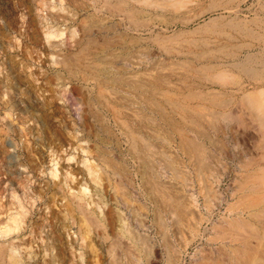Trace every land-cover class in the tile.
<instances>
[{"label":"rangeland","instance_id":"1","mask_svg":"<svg viewBox=\"0 0 264 264\" xmlns=\"http://www.w3.org/2000/svg\"><path fill=\"white\" fill-rule=\"evenodd\" d=\"M102 1L0 0V264H112V256L124 261L123 246L130 244L127 237H122L123 246L112 251L109 248L112 229L107 218L117 210L128 229L141 233L144 239L138 251V264H164L163 237L154 223L152 202L142 184L137 149L130 146L126 134L111 120L106 106L98 112L105 119L103 124L113 131L111 135L93 136L79 122L87 110L83 99L86 93L94 92V81L84 80L82 74L69 75L66 59L85 53L82 62L95 60L92 57L99 55V46H106L102 43L106 32V39L112 38L110 43L115 42L117 47L112 50L114 54H122L123 49L132 53L134 63L127 69L129 75L160 76L167 81L166 99L177 98L185 109L206 112L207 119L213 110L237 114L242 93L264 88V0H126L125 6L134 12L132 20H126L117 9L111 8L109 12ZM92 39L96 48L88 50L87 42ZM239 62L256 67L261 76L248 75L241 70L242 66L234 65ZM205 64L208 69H203ZM216 69L218 74L224 71L231 79L222 83L209 77L217 74ZM190 90L203 99L196 95L188 97ZM208 100L222 101L211 104ZM165 102L162 107L166 115L174 116L172 124H182L179 115L172 112L175 106ZM108 106L119 107L124 114L140 111L150 118L158 117L142 111L135 103L124 108L117 103ZM178 110L182 116L197 119L193 110ZM85 118L87 125L95 124L91 117ZM233 121H220L228 128L225 133H213L207 127L208 121L202 117L199 120L202 128L216 136V141L198 138L209 150L215 145L212 154L216 150L209 161V175L205 170L200 172L202 181L196 179L194 155L181 151L177 145L180 139L177 140L171 126L163 123L166 138L157 145L162 150L160 155L165 160L170 157L172 165L187 177L183 185L181 179L173 177L171 169H162V182L183 193L185 200L191 201L189 207L193 206L194 213L205 212L202 205L206 199L201 193L206 184L227 196L228 189L238 180L232 179L243 174L240 165L249 159L248 166L257 164L261 153L256 146L257 134L251 128L243 132ZM188 130L192 137L194 131ZM144 131L147 135L150 129ZM146 140L155 143L152 138ZM99 146L106 153L103 155L115 162L114 166L102 160ZM236 163L242 164L237 167ZM120 165L126 177L115 173ZM133 210L144 219L143 227L136 223ZM90 217L97 225H88ZM164 221L168 231L164 239L179 255L176 264H188L196 248L204 251L200 240L185 246L188 231L176 234L175 227L169 224L170 218L164 215ZM119 227L116 221L115 228Z\"/></svg>","mask_w":264,"mask_h":264},{"label":"bare ground","instance_id":"2","mask_svg":"<svg viewBox=\"0 0 264 264\" xmlns=\"http://www.w3.org/2000/svg\"><path fill=\"white\" fill-rule=\"evenodd\" d=\"M103 1L106 3L105 5L109 12L112 11L111 8H114L119 11H122V13L127 18L126 20H130L131 18L133 19L134 12L131 8H127L125 6L126 0H103ZM134 1H139V0H134ZM112 2H114V4ZM140 2H142V0ZM169 5L172 6L173 3L172 4L170 3ZM120 6H123V9H121ZM129 23L131 22L129 21ZM102 27L104 29H111L113 26L112 27L102 26ZM107 33L108 32H106V36L108 37ZM107 37H105L103 39L104 42H102L106 46H102V45L99 46L98 48L99 55L97 53L98 55L97 57L95 58L92 57V59H95V60L90 61V63H86V61L82 62L81 56H84L85 53L82 55H80L79 53L74 54L72 57L66 59V64L68 65L66 66L68 67V69L67 68L66 69L68 70V73H70L69 75L73 76L75 74H79V75L82 74L85 77L84 79V77L82 76V79L94 81V85H93L95 86V88H93L94 92L86 93L87 95L85 96V99H83L84 100L83 103L85 107L87 108V110L85 112V116L80 117L81 121L79 122H81V124H83V126L86 129L87 128L90 129L91 130L90 133H92V135L94 134L93 136L98 137V135L99 136L101 135L100 137H102V135L104 134L111 135L113 131L110 129V126L108 127L103 124L104 123L103 120L105 119L101 118L98 112L99 109L101 110V108L106 106L107 108L105 109L109 110V113H110L109 115L111 117V120H113V122L116 123L118 127L120 126L119 128L123 131V133L126 134V136L129 139L128 142H130V146L133 147L134 149H137L136 151L140 159L138 169H139V173L142 179V184L145 187V191H146L145 193L148 194L150 201L152 202L151 211H152L154 223L157 227H159V230L161 232V237H163L162 247L164 249V255H165V257H163L164 264H176V262L179 260V255L177 254V250H175L174 247L172 248L171 245H169V242L166 241L167 239L166 240L164 239V236H166L167 235L166 233L168 232L167 227L165 225L166 221H164V215L170 218L169 224L175 227L174 231L176 232V234L183 233V231H186V232L188 231L190 236L188 233H186L188 234L189 239H187L186 237L187 243L185 244V246H187L190 242H195L197 240L201 241L204 251H201L200 250L201 248L195 247L196 250L194 252L193 258L189 261L188 264H264V88H259L260 87L259 86L258 87L259 89H257V91L242 93L239 97V100L237 101V104L239 107V110H238L239 112L237 114H232L231 112L229 113V111L228 113H225L223 111L213 110V112L212 111L210 112L211 115L207 113V115L211 116L209 117L210 119L209 120L205 118L206 112L199 113L196 109H193V108L185 109L183 106L180 105L179 101H176L177 98L173 100L172 98L167 97L166 99V95H168V92H169L168 89H166L168 88L167 81L161 78L160 76H153V75L150 76V75H140V74L139 75L138 74L129 75L127 73V69L131 68L134 63L131 58L132 53L130 55L129 50L123 49L125 51L122 54H116V53L114 54V51L112 50H115V51L117 50V47L115 48V44H113L115 42L110 43L109 40H111L112 38L106 39ZM87 46H88V50H90L91 48H96L93 39L87 42ZM104 53L106 56H104ZM198 56L196 55V57ZM244 58H246V56ZM202 59H204V57ZM206 59H209V58H206ZM214 59H216V57ZM262 60L263 59H261V61ZM257 62L260 63V61H257ZM244 63L239 62V63H235L234 65H239L240 68L242 66L241 70L243 69L245 73H247L248 75L254 78H258L259 76H261L260 70H258L256 67L255 68L250 67L249 65L244 64ZM206 66L208 67L207 64L203 65V69L207 68ZM211 68H214V67H210V69ZM219 69H216L215 71ZM222 72L220 71V73L218 74V71H217L216 72L217 74L215 73H213L215 75L210 74L209 77L212 76L213 79L218 78V80L219 79L222 80V83L224 82L225 79H231L232 76L231 77L230 75L227 76V74H224ZM209 82L212 83L213 81H211L210 79ZM214 83L217 84L218 82H214ZM192 92L193 91L190 90V93H188L189 95L187 96L189 97V96L196 95V92L195 94L194 92L193 93ZM185 93H187V91ZM209 94H213V93L211 92ZM185 95L182 94L183 97H185ZM196 97H201L203 99V97L199 95L198 96L196 95ZM213 98H216V97H213ZM162 99L164 103H166L165 101H168V105L170 103V105L175 106L173 107L172 112H174L177 116L179 115L178 117L180 120H182L181 121L182 124L178 122L176 123V125H175V122L174 124H172L171 118L174 116L171 117L165 114L164 109L162 107L163 106L162 105L163 101L161 102ZM221 101L222 100H219V101L212 100V101H209V103L210 102L211 104H214L215 102L221 103ZM127 102L129 103L126 104ZM204 102H206V100H204ZM223 102H226V101L224 100ZM108 103H117L118 105H120V107L122 106V108H124L125 105L135 103L137 106L143 108L142 111H147V112L150 111L152 113L157 114L158 117L150 118L144 112H140V111L139 112L135 111L136 114H131V113L124 114V112L122 113L119 111L118 109L119 107L118 108H115L114 106L109 107ZM194 105H197V102ZM199 105L196 108H199ZM218 106H220V104ZM178 108L180 110L183 109V112L185 113L187 111L193 110V112L194 111L197 112L196 114H198L199 117L196 114L195 115L197 119L193 117H187L184 115L185 113L183 114L184 116H182L181 115L182 112L179 111ZM86 116L91 117L95 121V124H90L88 122L89 123L88 124L89 126H88L86 124L87 122L85 118ZM132 116L134 118L131 120H128ZM201 117L204 118L205 121L209 122V124H207L208 125L207 127H209V129L211 128L213 133H215V131L218 133H225V129L228 125L227 126L224 124L220 125L219 124L220 121H225L226 123L228 121L234 120L236 122L235 124H237L239 127L242 128L243 132L245 129L247 130L248 128L253 129L255 131L254 134H257V137H258L256 138L257 139L256 146L258 150H260L261 153L258 155L257 164L255 166L251 164H250L251 166H248V163L251 162L249 158H251L253 155H248L251 157L247 158L249 160L247 162L244 161L245 163L243 165H240L242 163L239 164L240 165L239 168H242V166L244 168V171H242L243 174L239 176L240 178L235 177L232 179V180H236V179L238 180L237 182L235 181V184H233L234 186L232 188L228 189V191L226 192L227 196L225 195L222 196L221 192H219L217 189H213L210 183L208 185L206 184V186L204 187V193L200 192L201 195L203 194V196L206 199L205 200L203 198L205 200V204L202 205V207L205 206L204 207L205 212L198 213L199 212L198 211L197 213H194L192 209L193 206H191L192 208L189 207L191 201L190 202L186 201L185 198L183 197V193L181 192L178 193L170 189L168 185L166 186L162 182V176H163L162 169H169V170L171 169L173 173L171 174L173 175V177H175V179L176 178L181 179L183 181L182 183L183 185L186 183L184 181H186L187 176L184 177L183 173L182 175L180 174V172L177 170L178 168L176 169L170 162L172 161L170 157L169 159L167 157L168 160H165L160 155V152H162V150L158 149L157 145L165 141V138H166L163 133V128H164L163 123H165L168 126H171L173 131L176 133L175 136H178L177 140L180 139L178 142L179 144L177 145L181 146L182 148L181 151L184 150L185 151L184 153L187 152L188 155L193 154L195 157V159L193 160L194 162L192 160L191 161L196 166V167H193V169L196 168L195 169V171L197 172L196 179L201 180L202 177L200 176L201 174L200 172L202 170L203 171L205 170V172L207 171L209 175L210 170L212 168V166L211 167L209 166L211 165L209 164V161L211 158H213V156L215 155L214 153L216 152L215 150V152L213 153L214 155H213L211 153V150L212 151L214 150L215 145L213 149L209 150L208 148H206L205 145H203V143H201V141L198 140V138L200 139V137H207L208 139L212 140L213 138H216V136L213 137L211 135L212 133L209 134V131L205 130V128H202V125L199 124V120L201 119ZM217 124H219V126ZM136 127H138V129L141 130L142 132L141 131L139 132V130H137ZM145 128L150 129V132L147 135L144 134V133H147L146 131H144ZM188 129H191L192 131H194V135L192 137L188 135L189 134ZM234 130L236 131L237 129H234ZM142 136H144V138ZM145 138L146 139L152 138L155 140V143H151ZM251 138H254V136H252ZM213 140L216 141V139H213ZM211 143L212 141L210 142V144ZM100 146L98 147L100 150L98 152H99V155L102 157L104 156L103 154H106V153L104 152L102 148H100ZM217 146L219 145L217 144ZM235 146L236 145H234V147ZM256 146H255V149H256ZM134 155L137 156V154H134ZM254 156L253 158H255ZM102 160L106 162L110 167L114 166L115 162L113 160L111 159L108 160V158L105 156L102 157ZM213 160L215 161V159ZM219 160L220 159H218V161ZM244 160H246V158ZM239 162L240 161H238L237 163ZM237 163L236 165L238 167L239 165ZM121 166L122 165L116 168L117 171L115 173H119L121 176L126 177V175L124 174L123 168ZM249 167H251L252 169L249 170L248 169ZM216 181L219 182V179L216 178ZM198 188L200 189V186ZM110 214L111 215H109V217L107 218V224L112 229L111 241L109 243L110 251H112V249H118L120 246H123L122 237H127L130 240V244L123 246V249H122L125 260L123 261V260H120L118 257L112 256L111 257L112 264H138V261H139L138 251L142 247L143 240H144L143 237L141 236V233L137 234L136 232L128 229L127 225H125V223L123 222L124 218H123L122 213L119 212L118 210L113 213L110 212ZM139 214L140 213L136 210L132 211V215L134 219L136 220V223L140 227H143L145 221H143L144 219H142ZM116 221L120 223L119 228H115ZM96 222L97 221H95L91 217L87 218V223L91 227L97 225Z\"/></svg>","mask_w":264,"mask_h":264}]
</instances>
